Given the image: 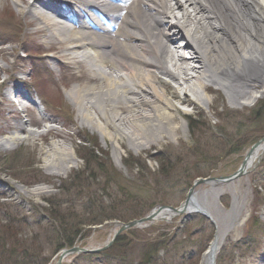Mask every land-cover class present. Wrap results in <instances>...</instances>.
Wrapping results in <instances>:
<instances>
[{
  "label": "rangeland",
  "instance_id": "obj_1",
  "mask_svg": "<svg viewBox=\"0 0 264 264\" xmlns=\"http://www.w3.org/2000/svg\"><path fill=\"white\" fill-rule=\"evenodd\" d=\"M17 1L0 0V20L7 19L5 13L10 10L29 27L31 18L20 13L27 0ZM28 39L42 45H33L36 53L30 56L45 54L43 60L52 65L47 52H56L55 44L40 34L25 38L30 46ZM19 48L11 41L3 49L7 52H0V264H205L203 256L216 233L223 243L214 264H253L264 246V153L235 179L217 181L238 173L249 144L264 137V87L260 83L249 97L235 103L229 100L230 93L217 90L215 84L195 102L176 83L166 82V93H175L168 97L179 111L174 118L176 132L157 142L146 140L136 152L126 139L103 137L81 121L68 94L77 85L65 83L72 73L62 68L61 86L41 85L50 94L51 104L61 110L44 113L52 118L50 128L52 122L58 124L56 131L37 129L40 120L35 123L37 128L29 123L27 131L41 134L30 141L15 131L14 125L23 124L22 119L7 113L3 97L7 80L24 67L20 52L16 53ZM260 103L252 116L250 111ZM64 108L74 114L73 123L63 117ZM12 137H18V142L7 143ZM52 145L71 152L76 166L51 165ZM114 148L121 154L118 161ZM197 179L206 182L194 185ZM190 194H196L212 221L200 214L181 213L151 224L138 222L161 208L179 209ZM122 213L138 218L115 219ZM9 216L21 220L20 224L9 222ZM106 216L113 219L86 225ZM239 220H246V225L238 226ZM128 223L133 226L120 232ZM69 242L71 248L87 252L74 251L59 261Z\"/></svg>",
  "mask_w": 264,
  "mask_h": 264
},
{
  "label": "bare ground",
  "instance_id": "obj_2",
  "mask_svg": "<svg viewBox=\"0 0 264 264\" xmlns=\"http://www.w3.org/2000/svg\"><path fill=\"white\" fill-rule=\"evenodd\" d=\"M76 1V8L63 4V9L51 11L64 20L68 15H71V22L81 20L88 16L87 0ZM158 1V4L147 7V17L136 12L132 17V28L128 25L144 38L134 41V34L124 33L121 36L130 35L129 42L137 44L120 45L121 48L108 52L109 56L106 52L95 50L92 45H104V37L85 33L84 25L79 26L80 32H75L66 24H55L35 13L33 4H28L29 16L37 17L43 25L57 30L61 37H68L66 42H71L70 52L80 51L81 61L96 69L89 84L74 86L68 93L77 108V116L103 137L118 141L126 139L136 152L144 141L148 140V144L157 142L176 132L174 118L179 111L168 97H175V93H166L160 76L169 77L182 92L191 94L195 102L202 100V93L213 84L230 93L229 100L235 103L249 97L256 83L264 87V0H185L191 10L184 8L183 15L172 27L174 30L180 28L194 40L197 53L189 48L179 51L171 46L177 39L175 34L169 36L171 26L157 20L163 10L173 18L176 7L181 10V4L175 2L173 5L176 7L172 9L164 0ZM203 80L207 81L205 85ZM15 96L20 103L24 102L18 88ZM180 101L190 103L187 99ZM179 128L182 129V126ZM14 129L25 133L22 138L25 140L35 141L41 136L25 132L20 123L15 124ZM18 139L12 137L6 141L15 143ZM51 151V165L64 162L67 168L76 166L73 154H67L64 147L52 145ZM113 151L118 161L121 154L116 148ZM260 152L258 148L249 154L247 167L254 164ZM34 192H39V189H34ZM186 202L188 209L193 206L200 209L196 194H192ZM171 215L170 212L160 211L157 219ZM215 239V248H208L203 256L205 264H214L213 258L222 246V236L216 233ZM253 264H264V253L255 258Z\"/></svg>",
  "mask_w": 264,
  "mask_h": 264
},
{
  "label": "trees",
  "instance_id": "obj_3",
  "mask_svg": "<svg viewBox=\"0 0 264 264\" xmlns=\"http://www.w3.org/2000/svg\"><path fill=\"white\" fill-rule=\"evenodd\" d=\"M261 105V103L258 105V107H255V109H253L252 111H250V114L253 116V114H254V112H256L257 110H259V106ZM83 143H86V144H90L89 142H87V141H83ZM82 150H86V148L84 149V148H81ZM82 152V151H81ZM82 159V158H81ZM49 209H51L50 207H49ZM47 211H48V209H47ZM101 212H103V211H101ZM100 212V213H101ZM50 214H52V212H50ZM103 215H106V213H102ZM123 214V213H122ZM128 215H130L129 213H127V214H123L122 216H120V217H116L115 219H118V221H120V222H125V221H128V219H137L138 217L137 216H128ZM124 216H126V217H124ZM9 219V222H11L12 223V221L11 220H13L14 222H17L18 224H20V222H21V220H18V219H11V216H9L8 217ZM113 219L112 217H108V216H106V217H103V218H101V219H99V220H97L96 218L95 219H93L92 221H90V222H88V223H86V225L87 226H93V225H100L101 223H103L105 220H109V219ZM5 225H6V227L7 228H9V229H12V228H14L11 224H9V223H5ZM85 224H84V226H86ZM12 227V228H11ZM63 237H64V235H62ZM63 237H61L60 239H63ZM64 241V243L65 242H67V239L65 238V240H63ZM72 245H73V243L72 242H69V243H67L65 246L67 247V249H69V248H71L72 247ZM64 246V245H63ZM62 246V247H63ZM164 246V244L162 243L161 244V248ZM0 247H1V245H0ZM166 248V246L165 247H163V249H165ZM1 251V250H0ZM23 264V263H22Z\"/></svg>",
  "mask_w": 264,
  "mask_h": 264
},
{
  "label": "water",
  "instance_id": "obj_4",
  "mask_svg": "<svg viewBox=\"0 0 264 264\" xmlns=\"http://www.w3.org/2000/svg\"><path fill=\"white\" fill-rule=\"evenodd\" d=\"M243 169H244V163H242V166H241L239 172L236 173L235 175L229 177L228 179H234V178H236L237 176H239V175L242 173V170H243ZM228 179H221V181H226V180H228ZM203 182H206V181H204V180H199V181H196V182L194 183V185H197V184H199V183H203ZM190 195H191V194H190ZM188 198H189V197H188ZM187 200H188V199H187ZM187 200H186V201H187ZM186 201L183 203L182 206L179 207V209H175V210H173V211H174V212H177V213H182V212L186 211V210L188 209V205H187V202H186ZM151 219H153V217H152V218H151V217H147V218H144L143 220L139 221V223H140V222H144V221H149V220H151ZM132 224L136 225L137 222H133ZM132 224H131V223H128L126 226H123L122 228H120V232H121L122 230H124L125 228L131 226ZM132 226H133V225H132ZM74 251H76V252H79V251H80V252H87V251L79 250V249H77V248H76V249H71V250H69V251H64V252L62 253V255L60 256L59 261H60L61 259H63V257H65L66 255L71 254V253H73Z\"/></svg>",
  "mask_w": 264,
  "mask_h": 264
}]
</instances>
